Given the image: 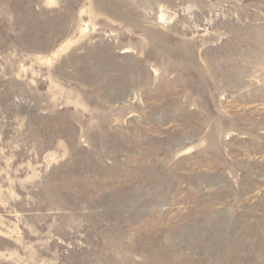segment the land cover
Returning <instances> with one entry per match:
<instances>
[{"label": "rangeland", "instance_id": "rangeland-1", "mask_svg": "<svg viewBox=\"0 0 264 264\" xmlns=\"http://www.w3.org/2000/svg\"><path fill=\"white\" fill-rule=\"evenodd\" d=\"M0 264H264V0H0Z\"/></svg>", "mask_w": 264, "mask_h": 264}]
</instances>
